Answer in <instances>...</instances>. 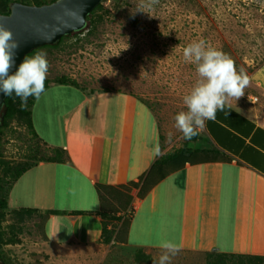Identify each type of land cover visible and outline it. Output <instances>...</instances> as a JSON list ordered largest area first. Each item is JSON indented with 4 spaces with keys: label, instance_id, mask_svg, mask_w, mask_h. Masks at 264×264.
I'll return each instance as SVG.
<instances>
[{
    "label": "rangeland",
    "instance_id": "374dc122",
    "mask_svg": "<svg viewBox=\"0 0 264 264\" xmlns=\"http://www.w3.org/2000/svg\"><path fill=\"white\" fill-rule=\"evenodd\" d=\"M137 3L139 0H102L101 9L96 12L102 19L96 23L91 33L81 30L82 32L64 37L56 48H39L38 51L46 52L49 62L46 79L54 81L66 76L75 80L88 95L121 93L143 101L157 122L161 151L172 152L190 142L183 139L182 134L174 128L172 117L179 111L186 110L182 97L190 92L198 78L195 66L184 61L182 49L190 42L203 39L229 55L238 71L241 68L245 70L250 83L244 90V95L236 101L228 102L245 110L254 120L264 125V0H158L147 10L148 13H133ZM51 85V93L59 91L63 97V108L69 102L73 105L83 98L82 91L73 89L72 86ZM44 92L39 101L34 102L31 110L34 131L42 141L36 142L24 126L12 122L1 136L0 160L17 165L26 161L30 155L29 150L35 149L37 145L43 154L50 155L51 149L46 143L63 141L61 116L58 114L59 98L54 95V98L46 102L48 93L45 95ZM66 95L67 99L64 98ZM90 104L92 111H87L82 116L88 122L91 118L92 126L99 109L108 110L110 106H114V103L101 102L97 97L92 98ZM50 127L51 133L48 132ZM169 133L172 134L171 142L167 139ZM53 170L55 172L54 166H49L36 171V176L42 175L40 178L44 182V187H39L36 192L38 204L51 203L50 184L52 187L54 185L55 197L63 194L64 187L56 193V174ZM30 172L24 173L21 178H27ZM19 184L21 183L17 186ZM65 188L68 192V186ZM158 203L159 200L149 211L148 201H145L131 222V236L142 239L145 244L161 238V234L157 232L161 215ZM204 205V211L197 210L195 206L192 217L183 218L182 240L188 247L193 244L202 248L209 246L212 252L215 247L222 248V243L214 241L211 234L213 225L208 208H212L215 202L208 201L207 198ZM11 207L22 208L19 204ZM11 207L9 210H12ZM263 210L264 208L260 211ZM13 220V216L8 215L3 224L4 239L13 237L12 234L16 238L15 243L2 248L10 264H136L133 261L136 254L134 249L127 252V249L104 245L101 241L91 246L74 243L52 246L42 240L37 231L39 217H25L10 232L7 225ZM255 221L243 241L244 246L249 247L252 253H264V231L255 229L259 227ZM81 222L82 225L74 229L79 240L86 229V219ZM61 226L64 231L69 230L68 223ZM237 230L240 231L238 228ZM238 235L239 233L237 237ZM50 239L57 241V237ZM175 242L180 245L179 239ZM236 242L237 249L242 241L237 238ZM131 243L138 241L132 240ZM141 252L146 254L144 249ZM160 252L161 250L148 252L151 260L142 264H152V260ZM204 255L192 251L179 252L172 258L171 264H205Z\"/></svg>",
    "mask_w": 264,
    "mask_h": 264
},
{
    "label": "crops",
    "instance_id": "0c3cea01",
    "mask_svg": "<svg viewBox=\"0 0 264 264\" xmlns=\"http://www.w3.org/2000/svg\"><path fill=\"white\" fill-rule=\"evenodd\" d=\"M51 87L53 85L44 92L45 95L48 93L45 101L48 102L54 95L59 98L58 114L61 116L63 141L59 143L52 140L56 144L46 145L51 149H63L66 160L63 163L41 162L29 169L31 172L27 178L23 179L21 176V179L13 183L8 201L9 207L19 204L22 208L36 209L42 214L48 211L56 212L49 215L44 225L46 243L52 246L68 243L91 246L100 242L102 218L98 214L101 205L95 188L97 184L103 187L99 188V191L106 197L107 203L104 206L108 204L109 215L119 218L112 219L107 227L114 230L113 238L124 220L129 223L127 243H117L113 240L110 243L127 249V252L139 248L144 249L146 254L161 250L158 247L160 240H150L145 244L142 239H135L130 234L132 219L144 202L148 201L150 211L159 200L161 215L157 232L161 234V238L174 242L179 239L180 252L210 253L209 246L202 248L192 243V247H188L182 240L181 228L183 218H191L195 206L197 210L204 211L208 198V201L215 202L212 208H208L213 225L211 234L214 241L217 240L218 243L219 240L222 243V248L215 247L212 252L264 256V253L258 251L250 252L243 242L255 220L256 226H259L255 229L264 231V210L260 211L264 208L263 124L254 120L245 110L227 102L225 112H228V115L217 111L216 119L206 121V127L188 143L191 150L216 151L217 161L186 164L182 170L166 177L140 199L137 196L138 188L132 187L130 183L138 182L139 177L149 170L157 158L153 157V148L159 144L157 122L150 109L143 101L129 94L105 92L88 95L75 87L72 88L82 91L83 98L73 105L69 102V105L66 104V108H63V97L59 91L51 93ZM64 87L71 88L66 85ZM94 97L101 102L110 101L114 106H110L108 110L99 109L93 127L90 116L88 122L82 114L86 115L92 111L89 106ZM64 98L67 99V95ZM131 100L134 104H131ZM50 129L51 127L48 129L49 133L52 132ZM167 153L170 152L163 150L161 156ZM202 156L207 159L208 152L199 157ZM49 166H54L55 169L53 172L56 174V193L63 187L64 191L61 197H55L54 185L52 187L50 184L51 203L38 204L36 192L39 187H44V182L40 178L42 175L36 176V171L38 168ZM18 183L21 184L17 186ZM141 184L142 181L139 186ZM65 186H68V192ZM124 195L130 196L131 199L123 208ZM129 211L132 213L129 214ZM83 219H86V229L79 240L74 229L82 225ZM66 223L69 225L68 231H64L61 226ZM237 228L240 229L239 232ZM118 235V238L122 236L119 232ZM53 237H57V241L50 239ZM237 238L242 241V245L236 249ZM132 240H137L138 243H131Z\"/></svg>",
    "mask_w": 264,
    "mask_h": 264
},
{
    "label": "clouds",
    "instance_id": "9594fccd",
    "mask_svg": "<svg viewBox=\"0 0 264 264\" xmlns=\"http://www.w3.org/2000/svg\"><path fill=\"white\" fill-rule=\"evenodd\" d=\"M158 0H139L133 13H148ZM19 43L13 33L0 25V93L5 97L13 94L19 97L21 108L27 107L29 97L39 99L45 91L49 62L44 51L33 56H25L15 67V52ZM186 63L195 66L197 80L189 93L182 97L186 110L179 111L172 119L174 128L185 140H191L206 127V121L215 120L217 111L225 112L229 100H237L244 95L249 85V77L243 68L237 70L234 60L223 51L212 47L205 40L190 42L182 49ZM15 67V71L10 70ZM228 115V112H225ZM171 142L172 134L167 137ZM159 144L153 148V157H160ZM160 254L152 264H171L181 247L173 240L161 238L158 244Z\"/></svg>",
    "mask_w": 264,
    "mask_h": 264
},
{
    "label": "trees",
    "instance_id": "16d2710c",
    "mask_svg": "<svg viewBox=\"0 0 264 264\" xmlns=\"http://www.w3.org/2000/svg\"><path fill=\"white\" fill-rule=\"evenodd\" d=\"M56 0H0V15H9V5L11 3H22L25 5H35L41 6L44 4L53 3ZM101 9V4H98L90 13V15L86 18V26L82 30H86L88 33L93 31L96 23H98L102 16L98 15L96 12ZM81 31V32H82ZM80 32V33H81ZM72 35V34H70ZM78 35V34H77ZM64 37L60 38V40L52 45H45L42 48H50V47H58L60 43L63 41ZM41 49V47H40ZM38 49L32 50L26 56H32L35 54ZM51 84L57 85H66L72 86L75 88H80L78 83L75 80H72L66 76H61L56 78L54 81L45 80V90L51 86ZM93 94V93H90ZM35 98L29 97L27 101V107L21 108V101L19 97H16L14 94L11 97H5L3 109L0 114V140L1 136L12 122H16L22 126H24L28 134L32 139L37 140L36 142L42 141L36 132L34 131L32 124V107L35 102ZM194 139V138H192ZM194 141V140H193ZM51 149V148H50ZM30 155L26 158V161L20 162L17 165L11 164L10 162L0 160V262L1 264H10L3 252V246L9 243H15L16 238L12 234L13 237H9L4 239V222L6 221V217L8 215L13 216V222L7 227L10 232H12V228L16 226V224L24 221V218H30L32 216L39 217V222L37 225V231L42 240L46 241L47 238L44 233V225L49 217V215L54 214V211H48L44 214H41L36 209L30 208H20V209H12L9 210L8 201L9 194L12 188V185L15 181H17L26 171L36 166L41 162H52V163H63L66 160L65 151L61 148H52L50 150V155L43 154L40 150L39 146L35 149L29 150ZM208 152V158L205 159L203 156L200 158L199 156ZM217 152L212 149H194L191 150L188 147V143H185L181 148L176 149L170 153H167L163 156L157 157L156 160L152 163L149 170L139 177L138 182H131L130 185L134 188H138L137 196L142 199L145 195L158 183L164 180L169 175L176 173L184 168L186 164L194 165L197 163H202L205 161H217L216 155ZM142 181V184L139 186V182ZM8 185V186H7ZM7 188V189H6ZM96 191H98V198L101 205V210L99 211V215L102 218V226H101V243L104 245H109L111 241H115L117 243L126 244L127 242V233L129 228V223L127 221H123L119 227L118 232L120 233V238L117 235L113 238L114 230L108 229V225L111 223L112 219L118 220L119 218L113 217L109 215L108 204L106 197L100 193L99 188H103L96 184ZM126 189V187H124ZM122 202V207H126L127 201L131 199L130 196L124 195ZM126 200V201H125ZM120 201V200H118ZM107 206V207H106ZM125 212V211H123ZM58 213V212H57ZM74 214H82L83 212H73ZM136 254L133 256V261L136 264L148 263L151 258L148 254H144L140 249H135ZM205 264H264V256L258 255H242V254H224L217 252H210L204 255Z\"/></svg>",
    "mask_w": 264,
    "mask_h": 264
},
{
    "label": "water",
    "instance_id": "95a60500",
    "mask_svg": "<svg viewBox=\"0 0 264 264\" xmlns=\"http://www.w3.org/2000/svg\"><path fill=\"white\" fill-rule=\"evenodd\" d=\"M101 1L56 0L41 6L11 3L9 15H0V25L9 29L19 43L15 52V67L32 50L52 46L63 36L83 30L86 18ZM15 67L10 73L15 71ZM4 100L5 96L0 93V114Z\"/></svg>",
    "mask_w": 264,
    "mask_h": 264
},
{
    "label": "built area",
    "instance_id": "2783aa9c",
    "mask_svg": "<svg viewBox=\"0 0 264 264\" xmlns=\"http://www.w3.org/2000/svg\"><path fill=\"white\" fill-rule=\"evenodd\" d=\"M132 212L129 211V214H131Z\"/></svg>",
    "mask_w": 264,
    "mask_h": 264
}]
</instances>
